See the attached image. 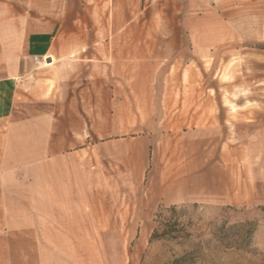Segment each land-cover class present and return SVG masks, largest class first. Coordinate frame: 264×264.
Returning a JSON list of instances; mask_svg holds the SVG:
<instances>
[{
    "label": "rangeland",
    "instance_id": "obj_1",
    "mask_svg": "<svg viewBox=\"0 0 264 264\" xmlns=\"http://www.w3.org/2000/svg\"><path fill=\"white\" fill-rule=\"evenodd\" d=\"M66 2L68 15L51 32L61 44L53 57L68 69L82 63V74L71 86L47 76L41 89L23 93L40 104L81 105L84 139L120 141L165 126L179 132L192 107L242 105L249 115L250 106L264 105L261 4L255 16L247 0ZM18 4L25 13L28 0ZM91 89L98 95L90 96ZM118 205L113 217L77 226L81 232L65 239L15 242L19 256L4 264H264V206L188 204L146 212ZM153 232L166 236L152 240Z\"/></svg>",
    "mask_w": 264,
    "mask_h": 264
},
{
    "label": "crops",
    "instance_id": "obj_2",
    "mask_svg": "<svg viewBox=\"0 0 264 264\" xmlns=\"http://www.w3.org/2000/svg\"><path fill=\"white\" fill-rule=\"evenodd\" d=\"M247 1L251 15L264 6ZM62 2L28 0L20 14L19 0H0V131L7 132L0 134V264L19 256L15 242L65 239L77 226L113 217L117 204L146 212L188 204L264 206V105L250 106L249 115L242 105L192 107L179 132L165 126L100 142L82 137L81 105L40 104L24 95L26 87L41 89L47 76L71 86L82 74V63L68 69L55 58L61 44L51 32L68 15ZM94 89L90 96L98 95Z\"/></svg>",
    "mask_w": 264,
    "mask_h": 264
},
{
    "label": "trees",
    "instance_id": "obj_3",
    "mask_svg": "<svg viewBox=\"0 0 264 264\" xmlns=\"http://www.w3.org/2000/svg\"><path fill=\"white\" fill-rule=\"evenodd\" d=\"M166 236V233L161 232L160 234H157V232H153V234L151 235V239H160V238H164Z\"/></svg>",
    "mask_w": 264,
    "mask_h": 264
}]
</instances>
